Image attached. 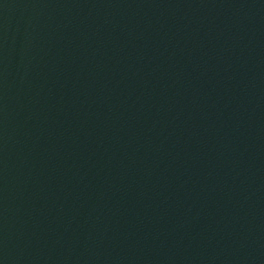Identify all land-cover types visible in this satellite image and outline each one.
I'll list each match as a JSON object with an SVG mask.
<instances>
[{"label": "water", "instance_id": "water-1", "mask_svg": "<svg viewBox=\"0 0 264 264\" xmlns=\"http://www.w3.org/2000/svg\"><path fill=\"white\" fill-rule=\"evenodd\" d=\"M0 264H264V0H0Z\"/></svg>", "mask_w": 264, "mask_h": 264}]
</instances>
